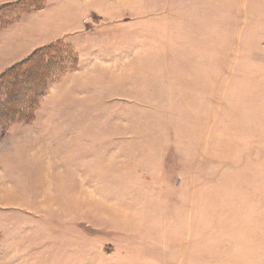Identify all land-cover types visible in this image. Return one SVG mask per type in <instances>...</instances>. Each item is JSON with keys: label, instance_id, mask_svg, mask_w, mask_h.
I'll use <instances>...</instances> for the list:
<instances>
[{"label": "rangeland", "instance_id": "1", "mask_svg": "<svg viewBox=\"0 0 264 264\" xmlns=\"http://www.w3.org/2000/svg\"><path fill=\"white\" fill-rule=\"evenodd\" d=\"M7 5L0 264H264V0Z\"/></svg>", "mask_w": 264, "mask_h": 264}, {"label": "trees", "instance_id": "2", "mask_svg": "<svg viewBox=\"0 0 264 264\" xmlns=\"http://www.w3.org/2000/svg\"><path fill=\"white\" fill-rule=\"evenodd\" d=\"M9 5H6L5 7H8ZM2 9V8H1ZM61 44L60 43H56L53 45H48L46 47L40 48L37 51H35L34 53H32L27 59H25L23 62L16 64L14 66H12L10 69H8L5 73H3L0 76V84L3 82V80L5 78H13L16 75L20 74V72H24V68L27 67L28 65L31 64L32 61H38L39 57H46L45 59H50L51 57H48V55L50 54L49 51H52L53 49H56V47ZM36 58V59H35ZM47 64H55V62H46L45 61V65Z\"/></svg>", "mask_w": 264, "mask_h": 264}, {"label": "crops", "instance_id": "3", "mask_svg": "<svg viewBox=\"0 0 264 264\" xmlns=\"http://www.w3.org/2000/svg\"><path fill=\"white\" fill-rule=\"evenodd\" d=\"M18 0H4L3 2H0V5H7V4H12V3H15V2H17ZM42 9V8H41ZM41 9L40 10H38V11H36V12H33L34 14H38V13H40L41 12ZM28 16V15H27ZM55 41H59V40H55ZM55 41H53V42H55ZM48 45H50V43L49 44H47L46 46H48ZM46 46H43V47H46ZM42 47V48H43ZM40 49V48H39ZM15 64V63H14ZM12 66V65H11ZM8 68V67H7Z\"/></svg>", "mask_w": 264, "mask_h": 264}]
</instances>
